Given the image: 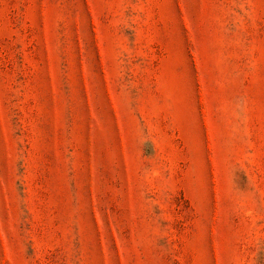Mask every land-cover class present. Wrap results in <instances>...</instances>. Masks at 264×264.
I'll use <instances>...</instances> for the list:
<instances>
[{"label": "rangeland", "instance_id": "374dc122", "mask_svg": "<svg viewBox=\"0 0 264 264\" xmlns=\"http://www.w3.org/2000/svg\"><path fill=\"white\" fill-rule=\"evenodd\" d=\"M0 264H264V0H0Z\"/></svg>", "mask_w": 264, "mask_h": 264}]
</instances>
